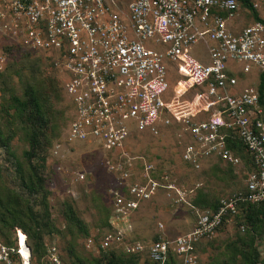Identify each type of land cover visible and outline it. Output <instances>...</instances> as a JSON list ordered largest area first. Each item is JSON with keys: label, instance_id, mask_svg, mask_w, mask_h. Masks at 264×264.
Segmentation results:
<instances>
[{"label": "built area", "instance_id": "1", "mask_svg": "<svg viewBox=\"0 0 264 264\" xmlns=\"http://www.w3.org/2000/svg\"><path fill=\"white\" fill-rule=\"evenodd\" d=\"M258 1L264 3L251 0L256 9ZM240 8L238 0H0L1 32L51 58L67 78L72 117L65 139L105 151L114 181L108 188L111 228L97 242L87 237V249L123 247L146 251L156 264L171 254L179 264H202L197 245L214 238L242 204L264 200L259 83L239 85L251 72L259 82L264 73V22L235 23ZM200 40L210 64L189 53ZM4 60L0 52V69ZM169 71L176 73L171 85ZM174 123L181 127L180 157L190 169L202 170L214 159L243 166L228 146L232 134L250 153L253 168L245 172L243 189L220 197L215 210L193 207L195 218L185 233L161 235L147 245L131 241L132 219L143 202L163 194L173 204L190 205L193 187L150 160L134 167L130 151L134 134H158ZM48 253L53 264L61 263L54 246Z\"/></svg>", "mask_w": 264, "mask_h": 264}, {"label": "rangeland", "instance_id": "2", "mask_svg": "<svg viewBox=\"0 0 264 264\" xmlns=\"http://www.w3.org/2000/svg\"><path fill=\"white\" fill-rule=\"evenodd\" d=\"M258 2L257 10L264 19V3ZM239 12L235 23L243 25L251 21L246 10L240 8ZM4 35L0 29V52L5 55V60L1 63L3 67L0 69V127L3 136L12 134V137L9 148L0 146V186L13 188L18 192L23 190L17 168L21 167L22 171L27 170L24 151L29 147L28 127L16 114L11 97L23 96L25 87L31 84L42 101L46 102L51 116L47 134L52 146L50 149L46 148L42 154L46 156L44 175L47 179L45 185L48 190L47 201L50 213V227L45 228L44 243H47L48 247L56 248L64 264H69L71 260L68 252L70 245L74 246L76 255L87 262L93 258L91 253H98L86 250L84 234L76 228L69 229L62 213L63 204L65 201L72 204L77 216L91 235L99 232L97 227L103 219L102 206L110 203L108 188L114 184L112 175L104 165L105 151L94 144L84 145L80 142L66 141L68 125L72 117L71 100L64 90L67 78L51 58L35 52H30V55L25 54L26 49ZM189 53L200 63H211L207 46L202 40L192 44ZM17 72L21 74L18 75ZM175 78L176 73L169 71L167 81L170 85L174 83ZM248 83L255 85L259 83V75L256 71L251 72L246 80H239V85ZM185 97L180 99L183 101ZM171 99L174 98L169 97L167 100ZM179 133L181 127L174 123L169 127L160 128L158 134L146 132L134 134L130 141L131 154L136 155L133 166L138 168L140 162L150 160L157 164L158 168L171 171L180 183L195 188L194 193L201 191L210 199L220 198L243 187L247 171L243 166L229 167L214 159L204 163L202 170L198 171L184 164L180 157L179 140L182 136ZM79 173H83L84 178L78 179ZM194 193L192 192V198ZM35 209L40 210V207L35 206ZM193 220L188 204H173L163 194H158L143 202L139 210L134 213L131 235L147 245L157 235L174 238L185 233L191 229ZM105 229L101 228L103 231ZM261 231V236L256 239V245L262 253L264 228ZM3 232L0 230V253L6 259H2L0 264H40L42 260L47 262L46 256L39 262L32 254L24 231L15 229L12 232L3 228ZM245 232L246 228L244 227V230L240 228L235 220L226 222L214 238L202 244L200 252L204 264H221L228 256L227 244L238 235L247 236ZM7 238L13 243H8ZM17 247L26 252L27 262H24L20 253L18 254ZM48 255L50 257L49 253ZM144 258L146 257L143 256L139 264H146ZM60 262L62 264L61 258Z\"/></svg>", "mask_w": 264, "mask_h": 264}, {"label": "trees", "instance_id": "3", "mask_svg": "<svg viewBox=\"0 0 264 264\" xmlns=\"http://www.w3.org/2000/svg\"><path fill=\"white\" fill-rule=\"evenodd\" d=\"M238 2L243 9H248L249 12L247 16L249 19L261 20L264 22L258 10L252 6L251 0H238ZM29 53L30 51H26L25 54L30 55ZM17 74L20 75L21 73L19 74V72H17ZM258 90L259 101L264 108V73L260 75ZM11 99L16 114L22 118L28 127L27 140L29 147L24 151L27 170L22 171L21 167L17 168V171L20 172L19 177L21 179L20 186L23 188L22 192H18L13 188L0 186V230L3 232V228H6L12 232L15 229L24 231L31 252L37 257V260L40 262L42 257L46 256L47 258V262L42 260L40 264H52V262L49 261L50 258L47 253L48 244L44 243L43 235L45 228L50 227V213L47 201L48 190L45 185L47 179L44 175L46 156L42 155L46 148L50 149L52 146V142L49 141V135L47 134V129L50 128L51 116L48 113L49 110L46 102L42 101V98L31 84L25 87L23 96L14 95ZM44 101H46V99ZM11 137L12 134L3 136L0 127V146L9 148ZM227 142L228 146L241 158L243 167H245L247 171H250L253 168L252 158L241 141L232 134V137H229ZM228 166L232 167L231 165ZM241 189H243V187L236 190ZM219 199L220 198L210 199L201 191L194 193L189 205L190 211L193 214V219L195 218L193 207L198 206L201 210H215L218 206ZM63 205L64 208L62 213L69 229L76 228V230L85 235V239L90 237L91 233L77 216L72 204L65 201ZM35 206H39L40 210H36ZM102 208L103 219L97 227L99 232L92 235L95 242L103 236L105 231L111 228L108 221L111 214L110 205H104ZM231 220H235L243 230L245 227L247 236L238 235L227 244L228 256L221 264H264V250L261 253L256 245V239L261 236V230L264 228V200L256 203L242 204ZM231 220L224 221L219 227L218 232L226 222ZM101 228L106 229L103 231ZM159 237L160 235L154 236L153 240ZM135 240L136 239L133 238L131 241ZM7 241L8 243H13L9 238H7ZM202 244L203 242L197 245L196 251L201 263L204 264L200 252ZM84 247L86 248L85 242ZM86 250L89 251L87 248ZM68 252L71 258L69 264H139L143 256L146 257L144 258L146 264H156L148 258L146 251L127 252L123 250V247L119 249L109 248L105 251H100L98 254L89 252L93 258L89 259L87 262L76 255L73 245L68 247ZM59 257L61 258L62 264H64V260L60 254ZM179 263L180 259L171 254L165 264Z\"/></svg>", "mask_w": 264, "mask_h": 264}, {"label": "bare ground", "instance_id": "4", "mask_svg": "<svg viewBox=\"0 0 264 264\" xmlns=\"http://www.w3.org/2000/svg\"><path fill=\"white\" fill-rule=\"evenodd\" d=\"M18 248V254L20 253V256L22 257L23 260H25L24 262H26V259H27V254L26 252L23 250L20 249V247H17Z\"/></svg>", "mask_w": 264, "mask_h": 264}]
</instances>
